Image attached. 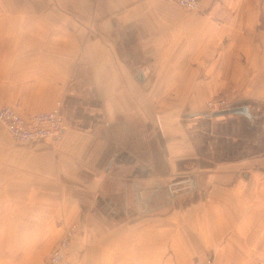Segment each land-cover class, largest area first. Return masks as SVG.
Instances as JSON below:
<instances>
[{"label": "crops", "instance_id": "crops-1", "mask_svg": "<svg viewBox=\"0 0 264 264\" xmlns=\"http://www.w3.org/2000/svg\"><path fill=\"white\" fill-rule=\"evenodd\" d=\"M60 103L56 145L0 123V264L73 223L71 264H264V0H0V107Z\"/></svg>", "mask_w": 264, "mask_h": 264}, {"label": "built area", "instance_id": "built-area-1", "mask_svg": "<svg viewBox=\"0 0 264 264\" xmlns=\"http://www.w3.org/2000/svg\"><path fill=\"white\" fill-rule=\"evenodd\" d=\"M177 3L181 7L192 12L201 10V0H168ZM208 111H222L231 109L232 106L224 100H217L209 103ZM0 122L6 127L13 138L20 144H29L40 141L55 142L65 129L63 117L58 109L50 112L36 113L28 118L20 115L13 107H0ZM67 240L62 242V246L55 249L50 255L48 264H60L67 261ZM64 246V247H63ZM65 248L63 250V248ZM197 264H215L213 258H208L204 262Z\"/></svg>", "mask_w": 264, "mask_h": 264}, {"label": "rangeland", "instance_id": "rangeland-1", "mask_svg": "<svg viewBox=\"0 0 264 264\" xmlns=\"http://www.w3.org/2000/svg\"><path fill=\"white\" fill-rule=\"evenodd\" d=\"M166 1H168V0H166ZM188 10V9H187ZM190 11V10H189ZM201 11V10H200ZM192 12V11H191ZM140 75V74H139ZM217 100H224L225 102H227V103H229L231 106H232V108H233V102L230 100V98H228L227 96H216V97H213L212 99H210L205 105V110L203 111V112H201V115L202 116H205L204 114L205 113H207V112H209L208 111V109H209V103L210 102H216ZM4 106H7V105H4ZM4 106H2V107H4ZM9 106V105H8ZM10 107H13V106H10ZM62 103H60L59 104V106H58V111H59V113H60V115L63 117V119H64V115H63V112H62ZM15 110H16V108L15 107H13ZM17 111V110H16ZM54 111V110H53ZM18 112V111H17ZM47 112H50V111H47ZM211 112H214V111H211ZM216 112V111H215ZM19 113V112H18ZM40 113V112H39ZM20 114V113H19ZM21 115V114H20ZM34 115V114H33ZM32 116V115H31ZM206 117V116H205ZM25 118H28V117H25ZM1 123V122H0ZM64 123H65V121H64ZM2 124V123H1ZM3 125V124H2ZM4 126V125H3ZM4 128L6 129V127L4 126ZM7 130V129H6ZM8 131V130H7ZM9 132V131H8ZM63 133V132H62ZM11 135V134H10ZM12 136V135H11ZM62 136V135H61ZM13 137V136H12ZM60 139V138H59ZM59 139L58 140H56L55 142H49V141H40V142H48V143H50V144H52V145H56L57 144V142L59 141ZM16 141V140H15ZM17 142V141H16ZM17 143H19V142H17ZM35 143H39V142H35ZM35 143H29V144H35ZM20 144V143H19ZM25 145V144H24ZM162 159H163V157H162ZM164 160V159H163ZM79 230H80V224L79 223H73L72 225H70V226H68L66 229H65V233L63 234V236H62V238L61 239H59L58 241H57V243H56V245L54 246V248H53V250L51 251V253H50V255L53 253V251L55 250V249H58L59 247H60V245L62 246V242L64 241V240H67L66 242H67V247H66V249H67V252H66V254H67V257H68V259H67V261H62L60 264H71V254H72V251H73V249H74V246H75V244H76V241H78V232H79ZM64 247V246H63ZM62 247V248H63ZM65 248H63V250H64ZM80 250L79 249H77V252H79ZM49 258H50V256H49ZM49 258H48V260H49ZM48 260H47V264H48Z\"/></svg>", "mask_w": 264, "mask_h": 264}, {"label": "water", "instance_id": "water-1", "mask_svg": "<svg viewBox=\"0 0 264 264\" xmlns=\"http://www.w3.org/2000/svg\"><path fill=\"white\" fill-rule=\"evenodd\" d=\"M140 77H142V74H140ZM196 115H200V114H196ZM204 115L208 118L218 117V116H228V115H245L249 118V120L251 121L253 120V114L251 113L248 106L233 107L228 110H222V111H216V112H207ZM137 206L139 209L149 211V209L147 208L148 202L141 196L140 193L137 196Z\"/></svg>", "mask_w": 264, "mask_h": 264}]
</instances>
